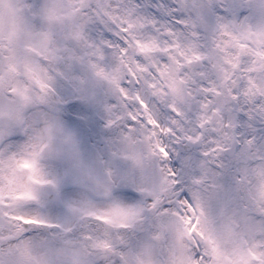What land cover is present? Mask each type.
I'll list each match as a JSON object with an SVG mask.
<instances>
[{
  "label": "snow or ice",
  "instance_id": "obj_1",
  "mask_svg": "<svg viewBox=\"0 0 264 264\" xmlns=\"http://www.w3.org/2000/svg\"><path fill=\"white\" fill-rule=\"evenodd\" d=\"M0 264H264V0H0Z\"/></svg>",
  "mask_w": 264,
  "mask_h": 264
}]
</instances>
